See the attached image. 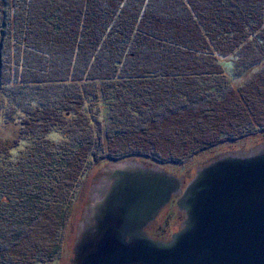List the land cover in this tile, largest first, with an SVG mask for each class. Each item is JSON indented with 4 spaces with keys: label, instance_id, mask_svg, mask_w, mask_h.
<instances>
[{
    "label": "trees",
    "instance_id": "1",
    "mask_svg": "<svg viewBox=\"0 0 264 264\" xmlns=\"http://www.w3.org/2000/svg\"><path fill=\"white\" fill-rule=\"evenodd\" d=\"M0 114V264H53L89 163L264 133V0H0Z\"/></svg>",
    "mask_w": 264,
    "mask_h": 264
},
{
    "label": "water",
    "instance_id": "2",
    "mask_svg": "<svg viewBox=\"0 0 264 264\" xmlns=\"http://www.w3.org/2000/svg\"><path fill=\"white\" fill-rule=\"evenodd\" d=\"M180 177L135 161L106 164L86 193L69 264H264V145L226 152ZM169 238L146 226L173 195Z\"/></svg>",
    "mask_w": 264,
    "mask_h": 264
},
{
    "label": "rangeland",
    "instance_id": "3",
    "mask_svg": "<svg viewBox=\"0 0 264 264\" xmlns=\"http://www.w3.org/2000/svg\"><path fill=\"white\" fill-rule=\"evenodd\" d=\"M225 67L227 69V72L230 73L232 71V67H230V64H225ZM237 80H240V78H237ZM31 88L35 89L36 87H33L34 84L30 83ZM16 94L20 92L18 88L15 89ZM37 90V89H36ZM42 91L41 89H39ZM31 93V96L26 95L23 90V94H25V97H22L24 101H29L33 96L35 98H40L39 91H29ZM34 92V93H33ZM52 93V92H51ZM20 94V93H19ZM56 98L53 96V99ZM71 115H75L72 109H69ZM69 113V112H67ZM2 121V115L0 114V122ZM56 130H60L59 127H54ZM19 126L17 124L13 123H7V125L4 126L0 124V133L2 135L0 136V141L3 143H10L14 141L15 136H21V131H19ZM53 133V130H50L48 132V136H50ZM249 136V137H248ZM264 145V133L262 131H259L257 129L254 133L248 134L243 137L235 138L234 139H228V142H225L223 145L218 146L217 150L213 152L205 151L204 153H199L198 155L191 156L185 161H182L181 163H165L160 164L156 161H152L148 157L143 158V153L136 154V158L128 157L127 159H123L126 161H135L138 163H141L143 165L147 166H153V167H159L161 169L166 170L169 173L174 174L177 177L181 178L183 189L186 183L191 179V177L194 175L195 170L198 166H202L211 160L218 157L220 154H223L222 152H236V151H250L252 149H256L260 146ZM18 150V148H16ZM221 153H220V152ZM122 160H109L105 164L103 163H89L90 167L85 169V172L83 175H81V181L80 186L78 188V192L75 196L74 202L71 204V215H70V221L67 224V226L64 229V234L61 238V243L59 247V251L53 261V264H69V258L71 256V250L73 245V238L76 231V226L79 222V219L81 217L82 211H83V205L84 201L86 199V193L89 189L90 185L93 183V181L96 180L98 177V173L108 163L112 162H118ZM84 180V182H83ZM83 182V185H82ZM179 194L173 195L171 197V201L168 202L165 206H163L160 211L158 212L157 216L152 220L145 228V231L154 238H161V239H167L171 235L172 232L177 231L180 228L182 219L184 217L183 211L178 210L176 207L175 200L178 197Z\"/></svg>",
    "mask_w": 264,
    "mask_h": 264
}]
</instances>
